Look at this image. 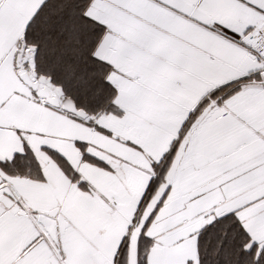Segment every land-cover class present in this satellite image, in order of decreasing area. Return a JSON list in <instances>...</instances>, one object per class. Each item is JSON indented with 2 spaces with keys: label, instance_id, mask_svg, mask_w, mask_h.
<instances>
[{
  "label": "snow or ice",
  "instance_id": "1",
  "mask_svg": "<svg viewBox=\"0 0 264 264\" xmlns=\"http://www.w3.org/2000/svg\"><path fill=\"white\" fill-rule=\"evenodd\" d=\"M0 264H264V0H0Z\"/></svg>",
  "mask_w": 264,
  "mask_h": 264
}]
</instances>
